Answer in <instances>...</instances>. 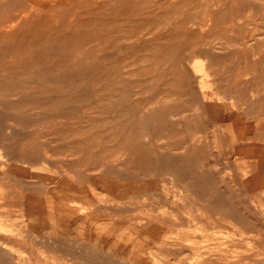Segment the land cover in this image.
I'll return each mask as SVG.
<instances>
[{
	"label": "rangeland",
	"instance_id": "1",
	"mask_svg": "<svg viewBox=\"0 0 264 264\" xmlns=\"http://www.w3.org/2000/svg\"><path fill=\"white\" fill-rule=\"evenodd\" d=\"M142 1L0 0V171L104 232L0 264H264V0Z\"/></svg>",
	"mask_w": 264,
	"mask_h": 264
},
{
	"label": "crops",
	"instance_id": "2",
	"mask_svg": "<svg viewBox=\"0 0 264 264\" xmlns=\"http://www.w3.org/2000/svg\"><path fill=\"white\" fill-rule=\"evenodd\" d=\"M67 179L69 177L54 180L49 184L48 192L39 196L37 178H17L7 171H0V228L5 231H0V236L12 245L19 243L23 248L28 247L29 257L37 251L39 220L47 221L53 232L61 230L81 240L101 242L104 232L98 225L89 223L85 216H77L72 207L60 204L64 200V192H69L71 182ZM85 185L87 192L95 187L93 181ZM74 190L82 192L80 188ZM97 211L93 209L92 212ZM10 231H15V234ZM108 241L111 247H117V235H111Z\"/></svg>",
	"mask_w": 264,
	"mask_h": 264
},
{
	"label": "bare ground",
	"instance_id": "3",
	"mask_svg": "<svg viewBox=\"0 0 264 264\" xmlns=\"http://www.w3.org/2000/svg\"><path fill=\"white\" fill-rule=\"evenodd\" d=\"M105 1H106V0H105ZM129 1H131V0H129ZM144 1H145V0H144ZM144 1H142V2H144ZM158 1H159V0H158ZM166 1H167V0H166ZM166 1H165V2H166ZM175 1H176V0H175ZM179 1H180V0H179ZM187 1H190V0H187ZM207 1L209 2V0H207ZM212 1H213V0H212ZM238 1H239V0H238ZM245 1H247V0H245ZM259 1H260V0H259ZM107 2H108V1H107ZM112 2H113V1H112ZM120 2H121V0H120ZM120 2H119V3H120ZM125 2H126V1H125ZM133 2H134V1H133ZM137 2H139V1H137ZM140 2H141V1H140ZM154 2H155V1H154ZM154 2H153V4H154ZM191 2H192V1H191ZM198 2H199V1H198ZM201 2H202V1H201ZM208 2H207V4H208ZM215 2H216V1H215ZM228 2H229V1H228ZM242 2H243V1H242ZM242 2H241V3H242ZM260 2H262V0H261ZM79 3H80V2H79ZM101 3H102V2H101ZM156 3H157V2H156ZM171 3H172V2H171ZM179 3L183 6V5H185V3H187V2H184V4L181 3V2H179ZM192 3H193V2H192ZM238 3H239V2H238ZM58 4H59V3H58ZM114 4H117V3H115V1H114ZM135 4H136V2H135ZM164 4H165V3H164ZM167 4H168V3H167ZM167 4H166V6H167ZM174 4H175V3H174ZM174 4H173V5H174ZM187 4L190 5V3H187ZM197 4H198V3H197ZM199 4H202V3H199ZM230 4H231V3H230ZM243 4H244V2H243ZM249 4H250V3H249ZM251 4H253V2H251ZM260 4H261V3H260ZM262 4H264V3H262ZM133 5H134V4L132 3V7H133ZM138 5H139V4H138ZM151 5H152V4H151ZM189 5H187V7H188ZM195 5H196V4H195ZM215 5H216V4H215ZM222 5H223V4H222ZM225 5H226V4H225ZM257 5H258V3H257ZM31 6H32V5H31ZM97 6H99V5L97 4ZM113 6H114V5H113ZM170 6L173 7L172 5L169 4L168 8H171ZM177 6H179V4H178ZM205 6L207 7V5H206L205 2H204V8H202V6H200V7H201L202 10H203V9H205ZM219 6H220V5H219ZM232 6H233V5H232ZM237 6H238V5H237ZM35 7H36V6H35ZM52 7H53V6H52ZM125 7H126V6H125ZM149 7H150V6H149ZM157 7H158V6H157ZM175 7H176V6H175ZM179 7H180V6H179ZM183 7H184V6H183ZM185 7H186V6H185ZM195 7H196V6H195ZM210 7H211V6H210ZM221 7H222V6H221ZM223 7H224V6H223ZM243 7H244V6H243ZM246 7H247V6H246ZM260 7H261V6H260ZM260 7H259V8H260ZM93 8H94V7H93ZM95 8H96V7H95ZM104 8H105V7H104ZM104 8H103V9H104ZM106 8H107V7H106ZM129 8H130L129 10L132 9L131 6H130ZM190 8H192L191 5H190ZM193 8H194V7H193ZM201 8H200V9H201ZM213 8H214V7H213ZM216 8H218V7H216ZM238 8H240V7H238ZM54 9H55V8H54ZM54 9H53V10H54ZM56 9H57V8H56ZM103 9H102V10H103ZM107 9H108V8H107ZM125 9H126V8H125ZM135 9H136V8H135ZM135 9H134V10H135ZM149 9H150V8H149ZM149 9H147V10L149 11ZM161 9H163V8H161ZM166 9H167V8H165V10H166ZM179 9H180V8H179ZM194 9H195V8H194ZM200 9H199V12H200ZM245 9H246V8H245ZM122 10H123V8H122ZM154 10H155V9H154ZM158 10H159V9H157V11H158ZM174 10H175V8H174ZM181 10H184V9H181ZM185 10H186V8H185ZM229 10H231V8H229ZM261 10H262V9H261ZM84 11H85V10H84ZM119 11H120V10H119ZM132 11H133V10H132ZM135 11H136V10H135ZM135 11H134V12H135ZM139 11H141V9H140ZM172 11H173V9H172ZM187 11H188V13H190L188 9H187ZM194 11H195V10H194ZM219 11H220V10H219ZM244 11H245V10H244ZM246 11L248 12V7H247V10H246ZM250 11H251V10H250ZM85 12H86V11H85ZM124 12H125V10H124ZM130 12H131V11H130ZM155 12H156V11H155ZM168 12H169V11H168ZM181 12H182V11H181ZM192 12H193V11H192ZM205 12H206V11H205ZM242 12H243V11H242ZM41 13H42V12H41ZM132 13H133V12H132ZM135 13H136V12H135ZM145 13H146V12H145ZM157 13H158V12H156V14H157ZM173 13H175V12L173 11ZM176 13L178 14V11H177ZM183 13H184V12H183ZM185 13H186V12H185ZM200 13H201V12H200ZM206 13H207V12H206ZM231 13H232V12H231ZM235 13H236V12H235ZM240 13H241V12H240ZM260 13H261V12H260ZM45 14H47V13H45ZM142 14H143V13H142ZM142 14H141V15H142ZM160 14H162V13H160ZM165 14H166V13H165ZM171 14H172V13H170L169 16H170ZM180 14H181V13H180ZM226 14H227V12H226ZM261 14H262V13H261ZM1 15H2V14H1ZM6 15H8V14H6ZM17 15H20V14H17ZM17 15H16V16H17ZM40 15H41V14H40ZM50 15H51V14H50ZM74 15H75V14H74ZM74 15H73V16H74ZM95 15H96V14H95ZM95 15H94V17H95ZM146 15L148 16V15H150V14L147 13ZM158 15H159V14H158ZM174 15H175V14H174ZM214 15H215V14H214ZM236 15H237V14H236ZM242 15H243V14H242ZM242 15H240V16H242ZM2 16H5V15H2ZM2 16H1V17H2ZM11 16H13V14H12ZM29 16H30V15H29ZM52 16H53V15H52ZM90 16H93V14L90 15ZM159 16H160V15H159ZM161 16H162V15H161ZM165 16H166V15H165ZM172 16H173V15H172ZM78 17H79V16H78ZM98 17H100V16H98ZM115 17H117V16H115ZM162 17H163V16H162ZM167 17H168V16H167ZM34 18H35V17H34ZM56 18H57V17H56ZM60 18H61V17H60ZM60 18H59V19H60ZM75 18H76V16H75ZM90 18H92V17H90ZM95 18H96V17H95ZM119 18H120V17H119ZM121 18H122V17H121ZM143 18H144V17H143ZM160 18H161V17H160ZM240 18H241V17H240ZM51 19H52V18H51ZM84 19H86V18H84ZM84 19H83V20H84ZM205 19H206V18H205ZM205 19H204V20H205ZM7 20H8V19H7ZM78 20L81 21L80 19H78ZM101 20H102V19H101ZM118 20H119V19H118ZM215 20H216V19H215ZM229 20H230V19H229ZM1 21H2V19H1ZM1 21H0V24L3 23V22L1 23ZM30 21H31V19H30ZM39 21H40V20H39ZM54 21H55V20H54ZM54 21L52 20L51 22L53 23ZM212 21H213V20H212ZM69 22H70V21H69ZM72 22H73V21H72ZM74 22H75V21H74ZM7 23H8V22H7ZM7 23H6V24H7ZM11 23H12V22H11ZM23 23H24V22H23ZM49 23H50V22H49ZM49 23H48V24H49ZM56 23H57V22H56ZM115 23H116V20H115ZM151 23H152V22H151ZM200 23H201V22H200ZM238 23H239V22H238ZM18 24H19V23H18ZM20 24H21V23H20ZM20 24H19V26H20ZM48 24L45 23V25H48ZM53 24H55V23H53ZM168 24H169V23H168ZM170 24H171V23H170ZM174 24H175V23H174ZM205 24H206V23H205ZM49 25H50V24H49ZM165 25H166V24H165ZM214 25H215V24H214ZM69 26H70V25H69ZM201 26H202V25H201ZM218 26H220V25H218ZM218 26H217V27H218ZM221 26H222V24H221ZM235 26H236V25H235ZM237 26H239V24H238ZM57 27H58V26H57ZM61 27H64V25H62ZM190 27H191V26H190ZM207 27H208V26H207ZM225 27L228 28L227 26H225ZM17 28H18V27H17ZM43 28H45V27H43ZM46 28H47V27H46ZM152 28H153V26H152ZM218 28H219V27H218ZM29 29H30V28H29ZM32 29H33V27H32ZM58 29H60V28H58ZM61 29H63V28H61ZM190 29H191V28H190ZM193 29H194V28H193ZM211 29H212V28H211ZM239 29H240V28H239ZM12 30H13V29H12ZM14 30H15V28H14ZM73 30H74V29H73ZM214 30H215V29H214ZM227 30H228V29H227ZM227 30L225 29L224 31H227ZM3 31H4V30H3ZM7 31L10 32V29H8ZM7 31H6V32H7ZM57 31H58V30H57ZM238 31H239V30H238ZM12 32H13V31H12ZM16 32H17V31H15V33H16ZM27 32H28V31H27ZM29 32H31V31H29ZM29 32H28V34H29ZM53 32H54V30H53ZM227 32H228V31H227ZM2 33H3V32H2ZM55 33H56V32H55ZM55 33H54V34H55ZM58 33H59V32H58ZM12 34H14V33H12ZM28 34L26 33V35H28ZM46 34H47V33H46ZM48 34H49V33H48ZM10 35H11V34H10ZM15 35H16V34H15ZM47 36H48V35H47ZM171 36H172V35H171ZM171 36H170V37H171ZM14 37H15V36H14ZM16 37H18V35H16ZM40 37H41V36H40ZM42 38H44V36H42ZM39 40H40V39H39ZM52 44H53V43H52ZM239 44H241V43H239ZM242 45H243V44H242ZM167 57H168V56H167ZM47 64H48V63H47ZM167 67H168V66H167ZM35 73H36V72H35ZM44 83H45V82H44ZM17 89H18V88H17ZM43 97H44V96H43Z\"/></svg>",
	"mask_w": 264,
	"mask_h": 264
}]
</instances>
